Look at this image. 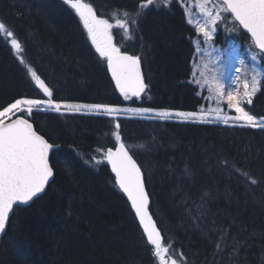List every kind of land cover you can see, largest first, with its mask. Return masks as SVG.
<instances>
[{
  "label": "trees",
  "instance_id": "obj_1",
  "mask_svg": "<svg viewBox=\"0 0 264 264\" xmlns=\"http://www.w3.org/2000/svg\"><path fill=\"white\" fill-rule=\"evenodd\" d=\"M84 2L111 23L129 14V31L115 28L114 42L140 57L148 92L124 99L64 0H0V21L21 41L25 60L52 88L53 99L177 112L208 106L207 90L192 83L197 34L178 2L143 10L140 0ZM238 28L241 47L256 48ZM18 98L45 97L0 37V107ZM245 107L264 117V84ZM30 121L61 146L51 157L55 179L42 197L15 210L0 264H156L103 158L117 146V131L144 173L165 245L182 252L186 264H264V130L43 110Z\"/></svg>",
  "mask_w": 264,
  "mask_h": 264
},
{
  "label": "snow or ice",
  "instance_id": "obj_2",
  "mask_svg": "<svg viewBox=\"0 0 264 264\" xmlns=\"http://www.w3.org/2000/svg\"><path fill=\"white\" fill-rule=\"evenodd\" d=\"M175 2L177 0H140L138 7L140 10L157 4L161 7H170ZM64 3L69 5L79 17L95 51L106 61L115 87L124 99L141 97L148 85L145 83L141 71L140 57L122 52L113 42L114 27L123 29L125 32L129 31L130 24L129 18H127L129 14L125 12L126 19H116L114 25L110 19L97 16L91 3H86L84 0H64ZM194 4L200 13L194 29L197 34V51L201 50L200 37L204 44L211 42L218 25L227 21L230 16L234 25L250 33L253 44L259 49V54L264 56V0H194ZM184 6L187 7V5ZM141 14L139 10L136 12L137 16ZM131 23L135 24L136 20H131ZM188 23H193L191 17L188 19ZM0 37L4 38L6 43H10L20 63L25 66L27 73L42 90L45 97L44 99L18 98L7 106L0 107V233H3L15 209L27 205L44 193L50 179L54 176V169L50 164V153L56 146L50 143L49 139H46L30 122L33 112L43 110L59 113L62 108L67 111L80 112L88 109L108 117L115 116L118 121L121 109L104 104L70 105L53 99L52 88L25 60L21 41L2 21H0ZM232 52L233 49L229 48L225 54L230 56ZM252 60H256L255 55ZM240 63L243 65L244 61H240ZM206 67L207 65H205ZM197 71H199V79ZM236 71L240 72L241 69L237 68ZM249 71L251 72L250 79L248 78ZM192 83L197 88L212 93L217 105H226L228 111L225 112L223 107H217L213 110L212 118L203 111L177 113L185 121L193 123L219 121L231 127L264 130V117L253 115L245 107V105L253 103V97L260 90V86L264 84V68L258 70L254 67L245 71L242 91L239 86V78H237V86L232 87L219 76L209 78L203 70L198 69H194L192 72ZM131 111L149 113L152 110L132 109ZM230 113H234V115ZM159 117L168 119L171 114L160 112ZM115 128L119 130V122L115 124ZM115 140L118 146L115 147V150L108 148L103 153V158L111 165L116 183L131 202V208L134 209L139 224L143 227L146 244L151 246L156 264H186L182 252H177L171 245H165L161 232L149 213V195L145 189L141 168L129 154V149L122 142L119 131L115 133ZM96 162L100 163L101 161L97 160ZM225 164H227L226 161ZM243 175L251 184L258 183L247 173H243Z\"/></svg>",
  "mask_w": 264,
  "mask_h": 264
},
{
  "label": "rangeland",
  "instance_id": "obj_3",
  "mask_svg": "<svg viewBox=\"0 0 264 264\" xmlns=\"http://www.w3.org/2000/svg\"><path fill=\"white\" fill-rule=\"evenodd\" d=\"M177 2L183 7L186 13L187 20L191 17L193 19V23L190 24L195 28L196 20L199 19L200 13L198 7H195L194 0H177ZM184 5H187L185 7ZM115 25V22L113 23ZM118 27H114L113 30ZM239 28L231 22V17L229 16L227 21L222 22L218 25L216 32L213 34L212 41L208 44L200 43V51H197L196 47V39L194 41V45L196 48V60L194 62V69L203 70L205 74L211 78L212 76H219L221 79L225 80L227 85L232 87L237 86V78L240 80V89L242 88V81L245 78V71L252 68L260 69L259 63L262 56L259 54L257 48L247 47L242 48L239 42ZM125 32V31H124ZM127 33V32H126ZM114 42V37H113ZM115 43V42H114ZM231 48L233 49L232 55H226V51ZM242 53V54H241ZM256 56V60L253 61L252 57ZM235 57V59H233ZM240 61H244L242 65ZM205 65L207 67L205 68ZM240 68L241 71L237 72L236 69ZM251 72H248V78L250 79ZM197 78L199 79V71H197ZM35 82V81H34ZM201 90H205L200 88ZM208 93V106L204 107L199 112H204L209 115L210 118L213 117V110L217 107H223L224 111L227 112L226 105L221 106L217 105L215 96L212 93ZM70 104V103H66ZM70 105H90V104H70ZM118 107V106H113ZM121 109L119 117H128V118H147L152 120H172V121H185L183 117L177 115V111L171 110H158L147 107H135V106H124L118 107ZM132 109H150L152 110L149 113H139L135 111H131ZM62 113H86V114H97L95 112L89 111L88 109H84L80 112L67 111L66 109H61ZM160 112H168L171 114V117L168 119H161L159 117ZM233 114L234 113H230ZM115 117V116H114ZM191 122V121H188ZM214 123H220L216 121ZM225 125V124H224Z\"/></svg>",
  "mask_w": 264,
  "mask_h": 264
},
{
  "label": "water",
  "instance_id": "obj_4",
  "mask_svg": "<svg viewBox=\"0 0 264 264\" xmlns=\"http://www.w3.org/2000/svg\"><path fill=\"white\" fill-rule=\"evenodd\" d=\"M242 29V28H241ZM242 31H243V33L244 34H246V35H248V36H250L251 37V35H250V33H247V31L245 30V29H242ZM259 50V49H258ZM130 55V54H129ZM141 71H142V74H143V76H144V80H145V75H144V71H143V66H142V63H141ZM109 74H110V77H111V73H110V71H109ZM112 79V78H111ZM113 81V80H112ZM113 83H114V85H115V82L113 81ZM145 83H146V80H145ZM147 84V83H146ZM117 90V89H116ZM118 91V90H117ZM119 92V91H118ZM148 92V87H147V89L145 90V92L144 93H142V95H141V97H143L146 93ZM120 93V92H119ZM141 97H139V98H141ZM135 98H137V97H135ZM31 122V121H30ZM34 125V124H33ZM35 127V126H34ZM56 147H54V149L52 150V152L50 153V164H51V157H52V155H53V153L55 152V151H57V150H59L60 148H61V146L60 145H55ZM118 146V145H117ZM113 150H115V149H113ZM129 154L130 155H132L131 153H130V151H129ZM133 157V156H132ZM133 159H134V157H133ZM135 160V159H134ZM136 161V160H135ZM108 163V162H107ZM136 163H137V161H136ZM52 165V164H51ZM108 165H109V167H110V169H111V165L108 163ZM137 165L139 166V164L137 163ZM140 167V166H139ZM111 172H112V170H111ZM141 172H142V175H143V178H144V182H145V189H146V191L148 192V189H147V186H146V181H145V176H144V173H143V171H142V169H141ZM112 174H113V176L115 177V173L114 172H112ZM54 179H55V171H54V176H53V178H51L50 179V182H49V185L46 187V190H45V192L44 193H42V194H40L37 198H34L33 199V201H30L27 205H24V206H20V208H25V207H28V206H30L34 201H36L37 199H39L40 197H42L46 192H47V190H48V188H49V186H50V184L54 181ZM118 185V184H117ZM118 187H119V185H118ZM121 190V189H120ZM122 191V190H121ZM123 192V191H122ZM123 194L125 195V197L127 198V195L123 192ZM148 195H149V192H148ZM127 200H128V198H127ZM129 201V200H128ZM129 203H130V205H131V202L129 201ZM151 207H152V201H151V198H150V195H149V213L151 214V216H152V219H153V221H154V223L156 224V227L159 229V227H158V224H157V222H156V220H155V218H154V216H153V214H152V212H151ZM19 208V207H18ZM17 209V208H16ZM15 209V210H16ZM133 211H134V209H133ZM15 212V211H14ZM134 213H135V211H134ZM12 216L13 215H11V217H10V220H11V218H12ZM137 219H138V217H137ZM138 221H139V219H138ZM9 223H10V221L8 222V224H7V226H6V230L3 232V233H0V249H1V244H2V241H3V238H4V236L6 235V233H7V230H8V227H9ZM141 226V228H142V230H143V227H142V225H140ZM160 230V229H159ZM160 232H161V230H160ZM161 235H162V232H161ZM145 237H146V234H145ZM162 238H163V241H164V237H163V235H162Z\"/></svg>",
  "mask_w": 264,
  "mask_h": 264
},
{
  "label": "bare ground",
  "instance_id": "obj_5",
  "mask_svg": "<svg viewBox=\"0 0 264 264\" xmlns=\"http://www.w3.org/2000/svg\"><path fill=\"white\" fill-rule=\"evenodd\" d=\"M138 220V219H137ZM139 222V221H138Z\"/></svg>",
  "mask_w": 264,
  "mask_h": 264
}]
</instances>
